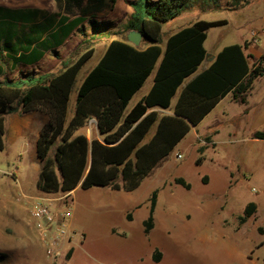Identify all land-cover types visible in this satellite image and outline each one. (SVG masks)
<instances>
[{"label":"rangeland","instance_id":"rangeland-1","mask_svg":"<svg viewBox=\"0 0 264 264\" xmlns=\"http://www.w3.org/2000/svg\"><path fill=\"white\" fill-rule=\"evenodd\" d=\"M136 1L118 0L113 11L96 15L98 22L109 24L99 29L86 24V36L81 32L71 36L60 50L61 59L51 52L35 66L16 69L3 59L7 75L17 79L20 72L56 73L62 68L61 61L72 63L93 47L94 55L78 76V88L102 58L101 45L111 38H127ZM0 2L11 5L16 1ZM201 19L228 22L208 31V54L245 44L260 53L250 59L251 67L253 63L264 67V36L256 43L251 38L252 32L264 31V0L240 5L220 0L219 7H190L164 25L162 46L172 33ZM253 88L247 106L228 98L220 104L137 190L78 188L73 197L66 198L72 212L68 221L71 234L63 245V255L56 260L46 257L32 225L33 206L47 196L36 187L40 171L36 138L20 137L13 142L6 138L5 150L0 152V264H264V140L249 141L251 133L264 131V77L255 80ZM75 100L76 89L70 107ZM37 130L35 127L32 135ZM79 134L89 141L99 138L91 120L75 133ZM208 136L211 140L216 136L215 145L205 141ZM180 178L190 184L189 189L176 183ZM154 192L155 226L146 232L144 222ZM60 196L63 194L52 198ZM251 203L258 210L242 222Z\"/></svg>","mask_w":264,"mask_h":264},{"label":"trees","instance_id":"trees-1","mask_svg":"<svg viewBox=\"0 0 264 264\" xmlns=\"http://www.w3.org/2000/svg\"><path fill=\"white\" fill-rule=\"evenodd\" d=\"M117 1L57 0L65 14L53 15L46 27L41 23L30 29L28 20L36 11L12 15L0 7V46L14 68L37 65L45 52L55 53L73 33L81 32L86 36V24L94 29L108 25L94 17L113 11ZM229 1L234 5L249 2ZM195 5L219 7L220 0H138L133 3L134 13L128 30L140 32L146 48L133 46L127 38L112 40L78 88V76L94 55L93 47L76 61L62 63L58 73L20 72L18 79L4 77L0 81V152L5 149V117L37 112L48 117L36 141L40 162L36 187L40 192L70 194L77 188L94 187L124 192L137 190L166 161L191 128L198 126L223 98L232 94L237 102L246 103L255 80L264 77V67L256 63L251 67L253 58L247 55L245 44L225 46L207 68L200 69L209 58L205 48L208 31L227 25L225 19L197 20L168 36L162 46L164 25ZM58 18L57 31H47ZM16 24H19L18 29ZM45 34L47 42L42 40ZM158 63L150 92L129 109L131 100ZM4 74L0 59V77ZM75 89V111L68 119ZM179 90L173 115L149 112L155 107L169 109ZM92 119L97 122L99 138L89 141L84 134L75 135ZM150 133L152 136L148 138ZM253 137L264 140V131L255 132ZM57 141L60 143L55 148ZM205 141L210 142V136ZM201 161L199 158L198 162ZM176 183L190 188L182 178ZM156 205L157 192H154L150 214L144 222L146 232L155 226ZM256 212L257 205L249 204L241 221L245 222ZM129 218L132 220L130 215ZM67 256L70 258L71 252Z\"/></svg>","mask_w":264,"mask_h":264},{"label":"crops","instance_id":"crops-1","mask_svg":"<svg viewBox=\"0 0 264 264\" xmlns=\"http://www.w3.org/2000/svg\"><path fill=\"white\" fill-rule=\"evenodd\" d=\"M12 1H14V2L16 1L15 4L9 5L8 3L5 4V3L0 2V7L1 8H4V11L3 12H5V13L7 12L8 13L10 11L11 14L13 15V14H17V13H23L24 11H28L29 13L36 11L35 14L33 15V17L32 18H29V20H28L29 21V23H28V28L29 29L33 25H39L41 23H44V26L46 27L47 26V21L49 19H51L53 17V15L59 14L60 16H62V15L65 14L64 7H62L61 5H59L57 3V0H12ZM53 6H54V8H53ZM100 15H102V14H100ZM58 20H59V18L57 19V21L55 22V24L53 25V27H51L47 31L56 32L57 29H58V27H57ZM16 25H17V29H18L19 24H16ZM12 26H14L13 23H12ZM75 33H78V32H75ZM75 33H73L72 36ZM115 39L124 41L126 38H116L115 37V38H111L109 41H106V44L101 45V46H103V52H102L103 55H104V53H105L108 45L111 43L112 40H115ZM42 40H44L45 42L48 41L47 34H45V36L43 37ZM68 40L69 39L65 40V42L63 44H61L60 46H58L56 48V52L55 53H52V54L56 55L59 59H61L62 58V54L60 53V50L62 49V47L66 43H68ZM126 40H127V42H129L128 39H126ZM146 46L147 45H146L145 41H143L140 44L139 48L144 49V48H146ZM221 50H219L218 53ZM246 53H247V55H250L252 58H254V57H256V56H258L260 54L259 53V50H256L254 47H247ZM217 54H215V55H212V54L210 55L209 54V57L211 56V58H208L203 63V65L200 67V69L203 70L204 68H207L215 60V57H216ZM50 55H51V51L45 52V55H44L43 60L46 59L47 57H50ZM0 59H1V63H2L3 69H4V73H5L3 76L0 77V81H3L4 80V77H8L9 79H14V78L8 76L7 73H6V71H5V66H4L5 65V62H4L5 59H6V62L10 63V67L11 68H14V67L12 66V62L10 61V59L6 56V52L2 50V47L1 46H0ZM3 59H4V61H3ZM63 62L64 61H61V63H63ZM206 62H208V63L206 64ZM158 65H159V63L157 64V67L153 71L152 75L149 77L151 79V81L147 85L146 89L144 91H142L143 88H144V86H145V84L149 80V78L145 82L144 86L140 89V91L131 100V102L129 104V109L132 108L136 103H138L139 101H141L144 97H146L148 95V93L150 92V90H151V88H152V86L154 84V78H155V75H156V70L158 68ZM23 67H31V66H23ZM56 73H58V71ZM51 74H55V73H51ZM18 77H19V74L17 75L16 78L18 79ZM190 80H191V78L189 80H187V82L190 81ZM253 89L254 88H252V90L249 91V93L247 94V97H246V103H244L242 105L247 106L249 104L248 99H249V96L252 94ZM179 93H180V90L178 91L177 95L172 99V101H171V107L169 109H163V108H160V107H155L153 109H150L149 112L156 111L161 116L162 115H173L174 114L173 111H174L175 105H176V103L178 101ZM231 96H232V94H229L225 98H223L217 104V106L203 119V121L207 117H209L210 114H212L217 109V107L220 104H222L227 98L230 99L231 101L235 102V103H239L236 100H234V98L232 100ZM239 104H241V103H239ZM74 111H75V103L72 105V107H69L68 119H71L72 118V116L74 114ZM247 111H248V109H246V112ZM9 118H11V119H10V121L8 123V126H6L7 119H9ZM5 119H6V121H5V126H6L5 139L8 138L9 141L13 142V141H16L17 138H20V137L21 138L22 137L25 138V137H29L30 136L31 138H34V137L36 138L35 139V145H36V141H37V139L39 137L40 130L42 129L43 125L48 121V117L47 116H44V115L41 116V114H39L37 112H33V113H29V114H19V113H16V114H12V116H10V117H5ZM91 122H94L95 125L97 126V122H96L95 119H92ZM35 127H38V130L36 132V136L32 135L34 133V128ZM193 129H196V128L195 127H192L191 128V131ZM254 133H251L250 134V138H249V141H251L252 143H255V141H259V139H255L253 137V134ZM218 134H216V136ZM151 136H152V133L149 134L148 138H151ZM216 136H215V138H216ZM215 138L213 140H211L209 143L215 145L216 144ZM179 144L176 146V148H178ZM75 191L71 192L70 193V196L73 197L74 194H75ZM127 193H130V192H127ZM52 196H54V195L47 194L46 197H42V198H52ZM257 210H258V205H257Z\"/></svg>","mask_w":264,"mask_h":264},{"label":"built area","instance_id":"built-area-1","mask_svg":"<svg viewBox=\"0 0 264 264\" xmlns=\"http://www.w3.org/2000/svg\"><path fill=\"white\" fill-rule=\"evenodd\" d=\"M260 36H264V31L251 33L255 43ZM69 196L70 194H63L60 197L40 198L31 211L32 225L44 247L46 257L50 260H56L63 255V245L71 234L68 221L72 218V212L65 202Z\"/></svg>","mask_w":264,"mask_h":264},{"label":"water","instance_id":"water-1","mask_svg":"<svg viewBox=\"0 0 264 264\" xmlns=\"http://www.w3.org/2000/svg\"><path fill=\"white\" fill-rule=\"evenodd\" d=\"M127 39L135 47H139L143 40V35L138 31H130ZM207 57H209V54H207Z\"/></svg>","mask_w":264,"mask_h":264}]
</instances>
